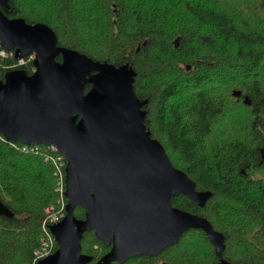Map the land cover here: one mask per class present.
Here are the masks:
<instances>
[{"label":"trees","instance_id":"obj_1","mask_svg":"<svg viewBox=\"0 0 264 264\" xmlns=\"http://www.w3.org/2000/svg\"><path fill=\"white\" fill-rule=\"evenodd\" d=\"M6 14L50 26L60 46L96 61L129 62L137 72L136 95L148 100L145 128L197 190L213 193L205 207L181 194L174 206L206 217L224 234L222 258L229 264H264V176L253 177L264 170V0H10ZM17 63L14 53L0 56V81ZM19 68L32 74L33 61ZM217 84L226 87L217 92ZM235 88L243 98L233 96ZM239 119L249 121L247 132L231 124ZM219 129L225 140L210 143ZM22 146L0 132V198L14 213L0 216V264L35 262L45 209L56 204L48 145L40 144L39 153ZM75 215L85 218V210L78 206ZM110 249L95 231L84 234L82 252L93 257L90 264ZM160 259L220 261L207 233L190 229L158 256L113 264Z\"/></svg>","mask_w":264,"mask_h":264},{"label":"water","instance_id":"obj_2","mask_svg":"<svg viewBox=\"0 0 264 264\" xmlns=\"http://www.w3.org/2000/svg\"><path fill=\"white\" fill-rule=\"evenodd\" d=\"M9 8L10 0H0L2 47L16 59L35 55V70L12 69L0 81V132L11 143L55 144L67 162V215L50 226L59 247L38 264H90L82 240L92 230L111 248L95 264H113L158 256L190 229L204 230L218 264H229L222 258L224 234L173 204L181 194L205 207L213 193L197 190L145 128L148 100L136 95L131 64L96 61L60 46L50 26L9 18ZM245 103L251 104L248 96ZM78 206L85 218L75 215ZM0 216H14L1 198Z\"/></svg>","mask_w":264,"mask_h":264},{"label":"built area","instance_id":"obj_3","mask_svg":"<svg viewBox=\"0 0 264 264\" xmlns=\"http://www.w3.org/2000/svg\"><path fill=\"white\" fill-rule=\"evenodd\" d=\"M9 54L10 52H7L3 47L1 48L0 50L1 57H7ZM32 57L33 55L18 59V63L15 66L17 68L15 69H18V67L20 66H25L28 61H31ZM39 147L40 144L38 145L23 144L21 148L23 151L39 153L40 152ZM44 156H45V161L51 163L54 166V173L57 181L56 189L58 194L61 196L60 199L58 200V203L50 204L45 209L46 218L43 225L44 231L46 232V234L49 235L51 240L55 242L56 239L50 230V226L54 223L60 222L67 215L66 208L68 204L67 202L68 198L65 195L67 189V173H66L67 162L65 155L60 152L59 148L55 144L48 145V149L47 151H45ZM35 254H36L35 264H38L41 259L50 255L48 253H44L40 248L36 250Z\"/></svg>","mask_w":264,"mask_h":264},{"label":"rangeland","instance_id":"obj_4","mask_svg":"<svg viewBox=\"0 0 264 264\" xmlns=\"http://www.w3.org/2000/svg\"><path fill=\"white\" fill-rule=\"evenodd\" d=\"M179 38V37H178ZM177 40V39H176ZM35 59V55H33V57L31 58V61H33ZM188 65H191V68L189 69V70H191L192 69V64H188ZM34 69H35V67H34ZM34 71V70H33ZM241 74H243L242 72H241ZM243 77H244V74H243ZM225 87H226V84H222V86H220V84H217L216 85V88H215V90L217 91V92H219L220 90H222V89H225ZM235 90H238L237 88H235V89H233L232 91H231V93L233 94V96H235L234 95V91ZM221 94H222V92H221ZM236 97V96H235ZM238 98V97H237ZM229 112V111H228ZM228 116H229V114L228 113H226ZM226 115V116H227ZM225 117V116H224ZM227 122H228V120H227ZM226 122V123H227ZM232 125H233V127H238V128H240V129H243V132H247V128H248V124H249V121L248 120H246V119H239V121H234V122H232L231 123ZM233 132H235V133H237V131L236 130H233ZM160 135V134H159ZM158 135V136H159ZM224 135L225 136H227L225 133L223 134L222 133V130L221 129H219L218 131H215L214 132V134H213V136H211L210 138H209V140H210V143L211 142H219V141H222V140H225V137H224ZM160 138H161V136H159ZM173 158H175L176 159V157L175 156H173ZM177 160V159H176ZM54 175H55V173H54ZM261 177V176H264V170H262V171H259V172H256L254 175H253V177ZM56 186H57V181H56V177H55V189H56ZM56 201L54 202V203H58V200L60 199V195L58 194V192H57V189H56ZM68 202V201H67ZM225 202H226V200H225ZM57 246H58V242L55 240V242L54 241H52L51 240V238L49 237V235L48 234H46V232L43 230V232L41 233V236H40V244H39V246H38V248H40L44 253H48V254H52V253H54L56 250H57ZM59 247V246H58ZM165 260L164 259H160L159 260V262H158V264H165ZM32 264H35V262L34 263H32Z\"/></svg>","mask_w":264,"mask_h":264},{"label":"flooded vegetation","instance_id":"obj_5","mask_svg":"<svg viewBox=\"0 0 264 264\" xmlns=\"http://www.w3.org/2000/svg\"><path fill=\"white\" fill-rule=\"evenodd\" d=\"M242 96H243V95H242ZM242 96H241V98H243Z\"/></svg>","mask_w":264,"mask_h":264}]
</instances>
